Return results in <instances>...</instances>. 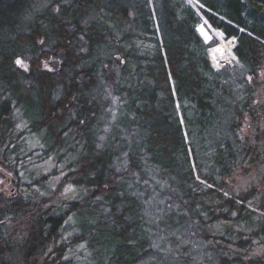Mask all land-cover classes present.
Instances as JSON below:
<instances>
[{
  "label": "trees",
  "instance_id": "1",
  "mask_svg": "<svg viewBox=\"0 0 264 264\" xmlns=\"http://www.w3.org/2000/svg\"><path fill=\"white\" fill-rule=\"evenodd\" d=\"M202 21L235 40L232 65L212 66ZM32 135L59 180L35 175ZM263 160L264 0H0V179L17 190L0 264H79L84 243L81 264H264V197L227 188ZM174 232L184 252L153 249Z\"/></svg>",
  "mask_w": 264,
  "mask_h": 264
},
{
  "label": "rangeland",
  "instance_id": "2",
  "mask_svg": "<svg viewBox=\"0 0 264 264\" xmlns=\"http://www.w3.org/2000/svg\"><path fill=\"white\" fill-rule=\"evenodd\" d=\"M198 32L200 33L201 37L204 39L206 43H213V41L217 42L215 45L213 44L209 48V58H210L212 65L215 68L217 69L222 68L221 65L219 64V59L224 54H228L229 60L231 61L229 65L233 64L234 57L230 55L231 52L228 50L226 46V42H224L225 40L223 39V37L221 36L219 32H217L212 27H210L208 23L205 21H202L198 25ZM18 64L21 65L22 67L27 66V64L22 60H19ZM249 131L250 130L247 126L242 129L243 134H246V135L248 133H251ZM41 136L42 135H32L29 137L28 143H27L29 145L28 147L30 148L29 151L35 152V155L32 158V164L33 165L35 164L36 167H34L33 171L36 172L35 175H38V174H45V173L52 172L54 171V169H61L59 171L57 170L58 175L60 176L59 177L56 176V178L57 180H59L61 176L63 175L62 167L60 166L57 168L52 160H49V159L47 160L45 158L39 157L41 153L37 152V150L41 148L40 146ZM263 175H264V160L262 163H259L256 166L240 168L238 172H236L230 179L227 180V188L231 192L238 194L240 192L248 191L250 188L254 187L259 192L258 199H257V203L259 204L261 199L264 197V188L261 184V178L263 177ZM163 188H165V186L161 185V189ZM15 192H17V190L15 189V185L12 182V178L10 176L6 175L5 178L0 179V193L8 197L12 194H15ZM154 195L155 196L151 199V201H148L147 207L149 208L147 211V215L150 214V219H152L153 221H156V220L158 221L159 214H158L157 207L160 204H159L158 196L156 194ZM61 197L62 199L66 201H74L77 199L79 200L81 196H80L79 191L70 190V188L66 187ZM50 198H52V195H50ZM146 224H149V222L146 221ZM67 225L68 226L66 228V236L69 237L72 235L73 230L71 228L70 223ZM6 227L8 229L9 235L13 239V242H15L18 245V247H20V244L22 242V240L20 241V239L22 238V235L17 237L11 234L17 232L19 229L23 228V226L16 227L15 224H13L12 222H6ZM150 228L151 227L146 225V230L148 234H150ZM182 237L183 236L179 234L178 232H174L173 234H163L160 236L159 240L154 239V241H152L153 249H155V251L160 250V251H164V252L172 253V254L182 253L184 252V247L187 244L185 240L181 239ZM193 251L194 250H192L191 252ZM92 254H93L92 249L89 247L88 244L84 243L76 247L72 251L71 256L74 258L75 263L79 262V264H81L80 263L81 258L85 261L86 259L91 258ZM256 255H260L264 259V251L261 248L255 249V256ZM197 258L199 259L198 256ZM10 259L12 260L13 263L22 264V258L21 256L16 255V252L12 254V256H10ZM153 264H167V263L161 262V261H155L153 262Z\"/></svg>",
  "mask_w": 264,
  "mask_h": 264
},
{
  "label": "built area",
  "instance_id": "3",
  "mask_svg": "<svg viewBox=\"0 0 264 264\" xmlns=\"http://www.w3.org/2000/svg\"><path fill=\"white\" fill-rule=\"evenodd\" d=\"M226 46H227L228 50L231 52L232 49L235 47V42L233 40H230L226 43ZM229 63H230V60H229L228 54H224L222 57H220L219 64L221 66H225Z\"/></svg>",
  "mask_w": 264,
  "mask_h": 264
},
{
  "label": "bare ground",
  "instance_id": "4",
  "mask_svg": "<svg viewBox=\"0 0 264 264\" xmlns=\"http://www.w3.org/2000/svg\"><path fill=\"white\" fill-rule=\"evenodd\" d=\"M212 64V63H211ZM213 66V65H212ZM214 67V66H213ZM215 68V67H214Z\"/></svg>",
  "mask_w": 264,
  "mask_h": 264
}]
</instances>
